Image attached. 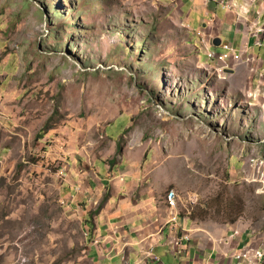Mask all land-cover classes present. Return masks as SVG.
<instances>
[{
  "label": "rangeland",
  "instance_id": "rangeland-1",
  "mask_svg": "<svg viewBox=\"0 0 264 264\" xmlns=\"http://www.w3.org/2000/svg\"><path fill=\"white\" fill-rule=\"evenodd\" d=\"M161 2L0 0V264H86L68 168L96 177L125 149L176 178L161 194L179 193L196 236L233 226L264 244L258 65L208 59Z\"/></svg>",
  "mask_w": 264,
  "mask_h": 264
},
{
  "label": "crops",
  "instance_id": "crops-1",
  "mask_svg": "<svg viewBox=\"0 0 264 264\" xmlns=\"http://www.w3.org/2000/svg\"><path fill=\"white\" fill-rule=\"evenodd\" d=\"M220 1L235 3L238 8L224 9ZM164 2L169 10L177 11L179 26L188 28L195 38L197 35L202 38L204 45L200 49L206 46V50H214L211 43L216 39L238 53L246 49L254 62H248L244 54L240 61L232 62L237 64L235 71L249 74L257 64L263 82L264 31L260 29H264V0H162L161 3ZM123 152V167L120 164L109 171L97 168L100 174L96 177L74 164L68 168L66 195L79 204L80 218L85 221L82 226L88 232L86 264H154L150 250L162 264H234L231 253L252 242L250 237L245 238L249 235L247 231L224 226L219 235H209L206 240L196 236L200 231L194 230L190 219L181 214L171 221L166 194L161 191L168 183L176 185V178L161 175L165 168L155 159L151 167L147 162L149 154L144 150ZM151 168L154 175L148 180ZM159 174L162 186L158 185Z\"/></svg>",
  "mask_w": 264,
  "mask_h": 264
},
{
  "label": "built area",
  "instance_id": "built-area-1",
  "mask_svg": "<svg viewBox=\"0 0 264 264\" xmlns=\"http://www.w3.org/2000/svg\"><path fill=\"white\" fill-rule=\"evenodd\" d=\"M220 5H222L224 9L228 10L238 8L237 4L225 3L224 1H220ZM260 30L264 31V29ZM211 44L213 45V42ZM220 46L222 47V51L216 52L214 50H209L207 56L208 59L216 61V63L222 65V68L228 67L234 61H240L244 54L247 55L248 62H254V58L250 57L246 49H243L238 53L229 44L221 43ZM180 201L181 197L175 189H170L166 193V203L170 210L171 221H176L179 216L178 208ZM250 240L252 242L248 241L246 244L238 247L237 250L231 253L230 257L234 260V264H264V244H255L253 242V238H250ZM149 256L153 260L154 264H162L159 256L155 255L152 250L149 251Z\"/></svg>",
  "mask_w": 264,
  "mask_h": 264
},
{
  "label": "water",
  "instance_id": "water-1",
  "mask_svg": "<svg viewBox=\"0 0 264 264\" xmlns=\"http://www.w3.org/2000/svg\"><path fill=\"white\" fill-rule=\"evenodd\" d=\"M213 45H214L215 47H218V46L220 45V40H218V39L214 40V41H213Z\"/></svg>",
  "mask_w": 264,
  "mask_h": 264
}]
</instances>
